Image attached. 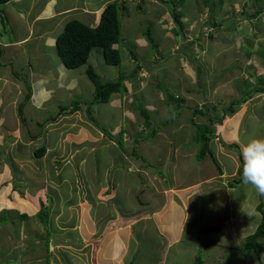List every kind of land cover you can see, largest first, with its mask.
<instances>
[{
  "label": "crops",
  "instance_id": "crops-1",
  "mask_svg": "<svg viewBox=\"0 0 264 264\" xmlns=\"http://www.w3.org/2000/svg\"><path fill=\"white\" fill-rule=\"evenodd\" d=\"M78 1L80 0H77V3ZM103 1L94 7L90 6L89 0H82L80 4L76 3L68 7H60L58 0H13L0 4V24L3 26V28L0 27V144L5 143L3 141L5 137L7 139L17 138L19 132L25 131L18 139L21 140L24 136L25 144L34 143L26 149L31 156L32 165L29 166L32 172L31 179L41 181L35 178L39 177L38 173L41 172H43V177L40 176V178L50 176L47 174L49 163L46 164V162L51 152H54L53 158H57L55 162H66L60 169L64 177L78 175L80 179L77 198L71 196L62 198L58 187H55L54 191L57 196L49 195L52 193L51 187L57 185V181H51L50 189H48L49 185L42 186L40 182L39 188L29 191L28 184L26 185L27 178H23L22 182V184L25 183L24 187H28L25 197L21 198L17 194L16 197L9 199L7 195L5 208L4 193L0 194V215L8 210L16 213L20 211L19 217L27 216L26 219H21V226L14 225L20 227L21 232L12 233L8 237L11 244L6 248L5 254L6 256L12 254V257L10 256L6 261H0V264L1 262L2 264H133V261H129L135 253V247L132 250L129 242L137 244L139 241L137 237H143L148 232L149 223L153 224L155 234L161 242L160 248L165 250V254L177 247H184L183 252L186 253L189 249H195L196 243L200 242L198 235H205V237L210 235V240L214 235H220L221 232L234 237L235 243L232 241L228 249L235 251L239 244L238 236L242 239L245 237L242 231L238 232L235 217L236 213L242 215L244 210L243 207H238L237 210L231 207V203L235 200L232 198V193L239 185L243 188H250L244 184L241 185V182L233 185L234 181L240 179L241 161L238 150L232 145H237L241 151L249 141L243 139L247 132L246 128L250 127V122L247 124L245 122V117L248 116H244V108L239 109L235 116L226 120L222 126H217V138L210 143V153L206 156L208 160L203 159L201 163L198 159L201 143L196 139L197 134H195V143H189L191 141L189 134L193 126L191 106L183 108L180 115H176V110L174 113L169 107V101L178 96L180 98L186 96L185 93L189 92L188 88L193 80L191 82L187 75L180 78L170 72L169 77L177 78L184 85L173 84L174 87L180 89L178 90L179 95L175 97L171 95L168 100L167 97H163L156 81L144 84L136 81L129 82L126 77L125 100L130 98L126 101V107L128 109V104H134L133 110L129 106L130 111H128L133 122L143 116L140 107L147 110V116H143V119H149L148 117L153 119L152 121L149 119L138 131L123 132L121 142L124 144L132 141L128 152L133 147L135 138L140 137V132H145L147 135L153 134L152 138L138 144L137 151L147 162L146 166L138 167L136 162L129 157L131 152H127L126 156L121 158L120 149L112 151V148H117V146L123 147L113 138L117 136L116 132L111 134L113 136L107 139L108 142L97 145L108 135L101 131H97V135L89 133L87 126H90V123L87 126L81 125V123H88L82 118L81 108L62 107L58 109L55 105L49 107V102L52 100L69 103L73 97H81L82 95L79 94L81 85H84L89 92L93 89L85 80L78 86V79L76 80L73 76L70 80L65 76L60 81L56 74L62 71V66L65 65L60 59H58L59 63L56 62L53 52H49L50 49L43 46L44 42L56 48V38L70 20H78L95 26L100 20L97 15L102 13L110 3L109 0ZM12 5L14 7H9ZM219 16L217 19H222ZM193 21L194 19L189 20V23H186L187 26H193ZM198 22L197 24L203 25L200 21ZM164 23L170 22L166 20ZM20 28L23 30L20 31ZM216 32L224 36L226 41L233 42V38L236 37L223 30L216 29L214 35ZM191 38L188 36L186 39L192 46L195 44L199 52H204L207 44L204 46L205 49H200V37L195 40ZM216 41L219 40H211L209 46L215 47ZM229 43L231 42L226 45L221 44V48H228ZM142 45L145 46V42H142ZM186 50L189 49L186 48ZM163 51L165 50L153 54L156 58L154 66L160 63L159 55ZM183 52L185 58H188L185 55L186 52ZM226 52H229V48ZM128 55L130 59L139 61L138 54L129 53ZM126 57L122 58L124 75ZM133 65L137 66L138 69L135 71L139 72L142 64L137 62ZM129 76L132 77V75ZM244 78H249L254 85L258 83L255 75L251 78L247 75ZM240 79L238 78L237 82ZM88 80L90 81L89 78ZM168 84L172 83L168 82ZM54 85L62 86V88ZM60 89H67L70 93L62 95L59 93ZM260 95L264 99V94ZM28 96L30 98L22 108L24 117L19 116L21 119L16 122L17 128L14 129L11 126L12 120L16 118L14 112L18 111L19 114L21 105L19 102L23 103ZM113 96H116V99H113L111 104L118 108L123 106V97L118 93ZM139 96L145 100V103L136 106V99ZM183 98L182 102L186 103ZM254 99L255 97L250 98L244 104H249ZM17 104H19L18 109L15 107ZM258 118H260L259 115ZM252 120H255V117H252ZM53 131L56 132V140L51 137ZM32 135L35 140L31 137ZM127 137L130 142H127ZM16 143L17 139H15ZM157 145L161 147L155 148ZM164 145L168 146V152L163 162V158L159 159V156ZM41 146H45L47 152L42 160H38L34 158V155ZM173 150L174 159L168 164L172 185H168L166 178L162 174L157 175L151 172V166L148 165L151 161L158 167L165 166ZM153 157L158 161L151 160ZM229 161H232L231 165ZM54 172L57 174L55 168ZM183 172L188 178L182 175ZM133 175L141 181L138 188L131 189H136L132 196H130L131 190L125 189L128 196L125 199L119 198L118 189L125 187ZM87 186L88 189L85 188ZM208 188L214 192L210 194L211 192L207 191ZM134 193L137 194L134 195ZM203 194L207 196L206 199L201 196ZM239 195L238 199H241L243 203L248 202L249 204V199L254 201L252 206L254 212L257 213L259 209L257 202L260 195L254 189L250 192L246 190ZM56 199L60 201L58 206ZM129 206L133 208V212H128ZM44 207L51 210L46 223H49L50 218L54 219L52 227L43 222V217L40 215ZM11 208L18 211L10 210ZM166 208L169 215L164 218L162 212ZM158 213L159 216L156 217ZM25 228L26 230L22 232ZM30 229L34 231L31 232ZM192 234L198 238V242L197 238L191 241ZM219 245L222 247V242ZM20 248L25 250V253H18L23 259L14 256Z\"/></svg>",
  "mask_w": 264,
  "mask_h": 264
},
{
  "label": "rangeland",
  "instance_id": "rangeland-1",
  "mask_svg": "<svg viewBox=\"0 0 264 264\" xmlns=\"http://www.w3.org/2000/svg\"><path fill=\"white\" fill-rule=\"evenodd\" d=\"M90 6L94 7V5H99L101 2L103 3V0H89ZM110 2H117L121 6V12H120V23H121V56L122 58L126 55L125 60V75L123 73L124 71V65L123 62L119 66H110L106 63L102 51L100 49H95L89 58L88 64L83 66L82 68L78 69H71L69 70L65 66H62V71L57 73L58 79L62 81L65 76L67 79H72V76L77 80L78 79V86L85 80L90 83V86L92 87V91H88L87 88L84 87V85L80 86L79 94L82 95L81 97H73L69 103H63L59 101L52 100L49 102V107L55 105L58 109H61L62 107H74V108H81L82 111V118L87 120V124L81 123L83 126H87L90 123V126H87V129L89 133H92L94 135H97V131H101L103 134H107L105 140H102L99 144H103L108 142L107 140L110 135L114 132L117 134H122L126 131H138L140 128H143L146 122L149 121V119L152 121L153 119L148 117L143 119L137 118L135 120L136 122H133V118H131V115L128 113V111L133 110L132 106L134 104H128V109L126 107V104L130 98H127L125 100L127 85H126V77L128 78L129 82H143L144 84L147 83H154L155 81L159 85V89L162 92V95L164 98L167 97V99H170V96L173 95H179L180 89L177 87H174L173 84L181 85L183 84L182 81H179L177 78L169 77V73L172 72V75L176 74L177 76L184 77L188 76L189 79H191V82L193 80V83H191V86L188 88L189 92L185 93L186 96L185 102H182L183 97H177L174 98L172 101H169V107L173 109L174 113L176 110V115H180L181 110L183 108H190L194 110L200 109L203 107V111H205V105L209 107V110L214 113L215 105L217 107L219 106H228L229 103L232 100H237L241 98H245L248 96H251L254 92L252 89L253 85H249L244 83V81H238L237 79L241 77H246L248 75L247 67L250 60L247 61V54L253 53L252 59L254 65H256V69H251L252 73L255 75V77H264V62L262 61L264 59V14L259 16L257 19H252V21L247 20L244 18V16H241V13L243 10H247L252 12L255 9V4L253 5L254 1L247 0L244 1L247 2V7L243 9L244 3L242 0H225L224 4L222 5V11L220 10V6L217 3V1L213 2L212 6H216V17L217 15H220L219 17L223 18L225 21H228L229 19H232L234 22H229V28H233L230 30V35L236 36L233 38L232 41H226L224 36H222L220 33L217 32L214 35V40L216 41L217 45L215 47L209 46V42L211 41L210 38V32L212 31L211 28H208V26H205L206 21L208 24L210 23L209 19L211 18V12L210 8L207 5H204L203 0H169L173 1L174 5L176 6V13L181 12V21L185 25V29L181 31L180 26H176L173 22V13L171 11L170 4L167 3V0H109ZM212 1V0H211ZM82 0H58V5L60 7H68L77 4H80ZM242 2V3H241ZM262 3H264V0H262ZM118 4V5H119ZM14 7V5L9 6ZM234 7V8H233ZM125 9V10H124ZM127 11V12H126ZM234 11V13L232 12ZM236 15V16H235ZM65 16V15H64ZM101 13L97 15L98 18H100ZM194 19L192 22L193 26H187L186 23H189L188 21ZM167 21H171L170 23H164ZM188 20V21H187ZM71 21V20H70ZM69 21V22H70ZM200 21L201 24H197ZM68 22V23H69ZM162 24L160 25V23ZM237 24L238 29L234 28L233 25ZM1 25V24H0ZM243 25V26H242ZM3 28V26H0ZM10 28V27H9ZM23 30V29H22ZM20 28V31H22ZM163 30V31H162ZM174 30L182 32L179 36H175ZM63 31V29H62ZM61 31V32H62ZM261 32V36L254 37V32ZM249 32V33H248ZM200 33V36H199ZM210 33V34H209ZM239 35V36H238ZM150 36V37H149ZM188 36H191L192 40L199 39L201 42V45L204 47L206 44L207 48L204 52H199L196 49V45L193 46L190 44V42L186 39ZM238 37V38H237ZM248 39L246 40L245 38ZM202 38H204V42H202ZM248 41V42H247ZM142 42H145V46L142 45ZM228 42H231L228 44L229 52L227 53L226 49L221 48V44L226 45ZM188 44H190L188 46ZM43 46L46 49H50L49 52H53L54 58L57 63H59L58 59L59 55L57 52V49L50 45V43L44 42ZM188 48L189 50H186ZM56 49V51H55ZM196 49V50H195ZM163 51V53H160L159 58L161 59L160 63L157 66H154L156 63V58H154V53H157L159 51ZM186 52L185 55L188 56V58H185L184 52ZM198 52V53H197ZM258 52H261L262 58L258 57ZM129 53L132 54H138L139 61L130 59ZM193 59V61H192ZM128 62V64H126ZM140 62L142 64V67L139 69V72H136L137 66L133 65L134 63ZM130 63V64H129ZM92 66V69L95 71L96 74H98L99 81L102 83H109V82H119V95L123 97V106L118 108L116 105H112L111 102H113V99H116V96H112L109 100V103H103L99 102L97 103V93H96V86H94L87 78V70L89 66ZM156 68H154V67ZM91 68V67H90ZM182 68V73H181ZM181 73V74H180ZM116 74V75H115ZM180 74V75H179ZM129 75H132L130 77ZM115 76V77H114ZM119 80V81H118ZM258 81V79H256ZM168 82H171L172 84H168ZM264 83V82H263ZM258 84V83H257ZM152 85V84H151ZM184 85V84H183ZM57 86V85H54ZM58 88H62V86H57ZM254 87V86H253ZM30 91V90H29ZM86 91L88 93H86ZM134 92V91H133ZM59 93L62 95H67L70 92L67 89H60ZM78 93V92H76ZM176 93V94H175ZM137 96V95H136ZM261 96V95H260ZM259 95L255 96V99L252 100L249 104L246 103L244 106H241L240 109H243L244 116L246 120V124L250 122V127L246 128L245 134H244V140H251V139H264V99L261 98ZM136 99V106H139L140 104L144 105L145 100L139 96ZM183 98V99H184ZM258 98H261L260 100ZM188 99V101H187ZM190 101V102H189ZM78 103V105H77ZM206 103V104H204ZM19 104H21L19 102ZM17 104L15 107L18 109ZM141 105V106H142ZM130 106V109H129ZM158 106V105H157ZM182 107V108H181ZM180 108V110H179ZM142 107H140V110ZM84 111V112H83ZM179 111V112H178ZM142 112V111H140ZM209 112V111H208ZM16 118H14L11 122L12 128H17V121H19L21 118L18 114V111H15ZM12 113V114H14ZM241 113V112H240ZM86 115V116H85ZM173 115V114H172ZM258 115L260 118H258ZM147 116V115H146ZM235 116V114H234ZM232 116H228L224 122L228 119H230ZM209 117V114H207V117L204 116H198L196 118V122L198 124L204 125L207 122V119ZM250 117V119H249ZM252 117H255V120H252ZM235 120V119H234ZM233 120V121H234ZM96 127H94L93 125ZM217 126V125H216ZM215 126V127H216ZM201 128V126H199ZM192 129V130H191ZM190 132V139L189 143H195V134H197L196 125H193ZM59 131V130H57ZM141 131V130H140ZM25 131H23L24 133ZM150 132V131H149ZM19 132L17 134V138H4V142H10L12 143L11 146L7 147L6 149V155L10 157L14 163H16L15 169H13V173L11 169L6 168L7 159L5 156H3L0 160V163L5 165V167L0 170V194L3 192L4 197V206L6 208L7 205V195L8 198L11 199L13 196L16 197L17 194H19L22 197H25V192L28 190L26 188L29 187V190H34L37 188V183L34 181V178L32 180H28L30 178V174L32 172H29L30 170L27 169L32 163L30 162L31 156L28 150H26L28 147H25V142H23L24 136L22 139H18L21 134ZM140 136H149L145 132H140ZM52 139H57L56 132L51 133ZM56 138V139H55ZM119 138V136H117ZM15 139H17V143L15 144ZM127 142H130L128 140V137L126 138ZM119 144H121L123 147L117 146V148H112V151L115 152V149H120V157L124 158L126 156V153L128 152V147L131 146L130 143H122L123 139L120 140L116 139ZM215 140V139H214ZM136 141H133V146L135 145ZM189 143L187 145H189ZM236 143V142H235ZM5 144V143H4ZM33 145V144H32ZM215 145V144H214ZM2 147V144H0V148ZM161 146H155V148H159ZM173 148V147H170ZM124 149V151H123ZM132 149V148H131ZM131 149L129 152H131ZM163 151L161 152L159 159L164 160L166 159V153L168 152V146L164 145L162 147ZM215 151V148H213ZM19 150L25 153L19 152ZM128 152V153H129ZM122 153V154H121ZM54 152H51L49 154V159L47 160L46 164H52L57 160L56 157L53 158ZM130 154V153H129ZM174 150L170 152L168 161L165 166L158 167L153 162L149 161L148 166L151 168V172L156 173L157 175L162 174L164 178H166V181L168 182V185H172V181L170 180L169 175V169L168 164L171 160L174 159ZM110 157V155H109ZM63 158V157H62ZM61 158V159H62ZM236 158V157H235ZM37 159V157H35ZM47 159V157H46ZM58 159V160H61ZM201 163H203V159H200ZM205 160H208L207 157L204 158ZM151 160L158 161L156 158H151ZM237 160V159H236ZM230 165L232 164V161H229ZM59 162L55 163L57 174L53 170L49 171V177H35L36 179H41V182L45 184L47 182L49 184L48 189H50L51 181H57V185H54L51 187V192L49 195H56L54 191L56 190L55 187L60 188L62 198L64 196H71L74 198H77V191L80 189V185H78L80 179L77 175L76 177H64V174H61V167L62 164H58ZM23 166H22V165ZM196 164V163H195ZM21 165V166H20ZM43 165V164H40ZM106 166V165H105ZM25 169L27 172L24 174L22 170ZM38 169H40L38 167ZM37 169V170H38ZM16 171V172H15ZM158 172V173H157ZM29 173V174H28ZM115 173V171H114ZM28 175V176H26ZM185 178H188L186 174L183 172ZM14 178V185L11 182V180ZM26 185L28 184V187H24L23 178H26ZM121 178V176L119 177ZM69 180V181H68ZM9 183V184H8ZM141 183V181H138L137 176L133 175L131 179L128 180L127 184L123 188H119V198L125 199L127 195V190H131L132 188H138V185ZM136 184V186H135ZM243 184L242 182L240 183ZM13 185V186H12ZM12 186V190H11ZM92 186V185H91ZM93 187V186H92ZM216 187V186H215ZM236 187V186H235ZM250 188H243L242 186H237L236 191L232 193V198H235V200L231 203L232 208L235 210L238 209V207L242 208L244 210V213L241 215L236 213V220L235 225L236 228L239 230L238 232L245 234L244 239H242L240 236H238L239 244L237 249L235 251H231L228 249V246L232 245V241L235 243V239L230 234L226 235L225 233L221 232L219 235H214L210 240V235L208 237H205V235H198V238L200 237V242H198V238L195 235H191V241H195L197 238V242L195 249H189L186 253H184V247H177L174 249L169 250L165 254V250L163 248H160L161 242L157 238L155 234V230L152 223H149L148 232L143 237H137L139 241H137V244L134 242H129V245L135 247V253L131 256L129 262L133 261V264H264V238H259L258 240H255V243L258 247V251L256 252L253 248L254 240L252 238H249L250 236H253L260 228L261 224L264 222V196H260L259 201L257 202V207L259 208L257 213L254 212V208L252 204H254V201H251L249 199L248 202L243 203L241 199H238L240 197L239 194L242 192H245L248 190L249 192L251 189H253L251 186ZM88 189L89 187H85ZM135 189V190H136ZM130 191V196L133 195V191ZM207 191L212 194L214 190L211 188H208ZM73 193V195H71ZM137 193H134V195ZM214 195V194H213ZM57 196V195H56ZM138 196V195H137ZM206 199L207 196L205 194L201 195ZM216 197V196H213ZM217 198V197H216ZM210 199V198H209ZM218 200V199H217ZM2 201V200H1ZM2 201V202H3ZM56 205L59 204V199H56ZM197 203V202H196ZM3 206V207H4ZM11 207V205H10ZM261 207L263 208L261 210ZM16 208V207H15ZM249 208V209H248ZM19 209V208H16ZM16 209H10L15 210ZM49 211L50 208H48ZM129 210L128 212H133V208L129 206L127 208ZM250 210V213H249ZM20 211L13 212L6 210L2 216L7 221L5 223H8L6 225L0 224V261H6L9 260L8 258L12 254L6 256V248L11 244L9 240V235L16 232H21V228L18 226H21V219L17 216L19 215ZM167 208L162 212V216L164 218L168 217ZM159 216V213L156 215V217ZM10 217H13L14 222H11ZM38 221V220H37ZM54 219L50 218L49 223L47 225L49 227H52ZM13 224V225H12ZM207 224V223H206ZM18 225V226H14ZM204 225V224H203ZM7 227V231H5ZM25 227V226H24ZM26 230L23 229L22 232ZM5 231V232H4ZM33 232L34 230H31ZM41 231V230H40ZM44 232V231H43ZM42 232V233H43ZM39 234V233H38ZM43 236L45 237V234L43 233ZM189 236V235H188ZM218 242V244H214ZM222 242V247L219 245ZM77 244V242H76ZM250 247V249H249ZM256 247V248H257ZM237 250V251H236ZM25 253V250L23 248H20L19 251L16 252L14 255L15 257L19 256L18 253ZM20 257V256H19ZM23 259V257H20ZM24 258L25 255H24ZM162 263H159L161 262ZM2 264V262H1Z\"/></svg>",
  "mask_w": 264,
  "mask_h": 264
},
{
  "label": "trees",
  "instance_id": "trees-1",
  "mask_svg": "<svg viewBox=\"0 0 264 264\" xmlns=\"http://www.w3.org/2000/svg\"><path fill=\"white\" fill-rule=\"evenodd\" d=\"M13 0H0V4H6L9 3ZM164 2V0H162ZM217 1V3L220 6V10L222 11L223 4L225 0H203L204 5L209 6L211 14V18L209 19L210 23H206L208 28H211L212 31L209 33L211 40H214V35L213 31L216 29H219L220 31H224L225 33H230V30L233 28H229V22H233L232 19H229L228 21H225L223 18L218 20L217 17L215 16L216 13V6L213 5V2ZM244 5L243 9L246 8L247 2L245 3L244 1L247 0H242ZM254 1L253 5L255 6V9L250 12L247 11L246 9L243 10L241 13V16H244L247 20H252V19H257L259 16L264 14V3H262V0H252ZM167 3L170 4L171 11L173 13L174 18L172 19L174 24L176 26H180L181 31H183L185 28L184 23L181 21V12L176 13V6L174 5L173 1L167 0ZM242 3V2H241ZM119 3L116 1L113 3L108 4L100 17V20L95 26H92L91 24H86L84 22L78 21V20H71L69 23L66 24L64 30L57 36L56 38V49L59 55L60 60L63 62V64L68 68V69H78L81 68L85 65L88 64L89 58L91 57L93 51L95 49H100L102 51L103 57L106 61V63L110 66H119L122 63V56H121V23H120V12L121 6ZM234 8V7H233ZM125 10V9H124ZM127 12V11H126ZM234 13V11H232ZM218 16V15H217ZM236 16V15H235ZM171 22V21H168ZM234 24V22H233ZM234 28H237V24L233 25ZM243 26V25H242ZM238 29H236L237 31ZM176 33V36H179L182 32L174 30ZM261 32H254L253 36H261ZM247 40V39H246ZM248 42V41H247ZM211 43V42H209ZM115 45H119L118 48H115ZM212 46V45H211ZM200 49H204L201 45H199ZM253 53H248L247 54V61L250 60L251 62L249 63L247 67L248 71V77H254V74L252 73L251 69L255 70L256 65L253 63V59L251 58ZM258 57L262 58L261 52H258ZM264 57V56H263ZM263 59V58H262ZM264 62V59L262 60ZM255 68V69H254ZM257 70V69H256ZM87 76L90 79L91 83L96 86V97H97V103L103 102V103H108L110 98L119 93V82H109V83H102L99 81L98 74L95 73V71L92 69V67L88 68L87 70ZM241 78V77H239ZM258 79V84L254 85L249 78H242L240 81H244V83L249 84L252 86V89L254 90L253 94L251 96H248L246 98H241L237 100H232L228 106H219L215 105L214 108V113L209 110V107L205 105V111H203V107L200 109H195L193 113V125H196L197 129V136L196 139L199 140L200 147H199V158L204 159L210 153V143L214 139L217 138V126H222L224 124V120L228 116H232L238 112V110L241 108V106L244 105V103L250 99L255 97L256 95L264 94V77H257ZM119 81V80H118ZM30 93V92H29ZM30 98L28 96L23 103L21 102V105L19 107V115L21 118H23V105L24 103ZM182 108V107H181ZM180 110V108H179ZM141 113L143 116L146 115L147 110L141 109ZM209 111V112H208ZM207 114H209V117L207 119V122L204 125L198 124L196 122V117L198 116H204L207 117ZM217 125V126H216ZM201 126V128L199 127ZM216 126V127H215ZM113 136V135H110ZM119 136V138H117ZM117 136H113V138L120 140L123 139V133L118 134ZM153 134H149V136H143V137H137L135 138V145L132 147L133 149L131 150V153L129 154V157H131L137 164L138 167L141 166H146L147 162L146 160L138 153L137 148L139 142L150 139L152 138ZM34 139V135L31 136ZM35 140V139H34ZM11 144L10 142H5V144H2V147L0 148V160L3 156L6 157L7 159V164L6 168L15 169L14 167L16 166V163L13 162V160L6 155V149L9 147ZM232 147H235L238 150L239 153V158L241 161V167L239 170V176L240 179L237 181H234L233 185L238 184L242 182L241 180V174H242V155L239 147L237 145H232ZM47 152V149L45 146L39 147L35 151V156L40 160L45 156ZM61 164V163H58ZM5 167V165L0 163V170ZM29 172H31V169L28 167ZM1 172V171H0ZM16 172V171H15ZM22 172L25 174L27 170L23 169ZM13 173V171H12ZM29 174V173H28ZM32 174V173H31ZM43 172L38 173V175L42 176ZM27 176V175H26ZM39 176V177H40ZM38 177V176H37ZM13 178V177H12ZM27 178V177H26ZM28 180H32L31 178H28ZM27 180V181H28ZM12 182L14 181V178L11 180ZM35 181V180H34ZM38 182L37 188L40 187V182L41 181H35ZM14 184V183H13ZM42 186L44 184L41 182ZM14 187H17L14 185ZM36 188V189H37ZM35 190V189H34ZM32 190V191H34ZM31 191V190H29ZM263 208L261 207V210ZM5 212V211H4ZM3 212V213H4ZM2 213V214H3ZM2 214L0 215V224H4L7 220L3 218ZM43 217V222H47V216L49 217V209L47 207H44L42 209V212L40 214ZM46 217V218H45ZM20 219H26L27 216H18ZM11 222H14L15 219L13 217H10ZM8 223H5L4 225H7ZM47 224V223H46ZM249 238H252L254 240L253 243V248L257 252L258 247L255 243V240H258L259 238H264V222L261 224L259 230L253 235L250 236ZM257 247V248H256ZM250 249V247H249Z\"/></svg>",
  "mask_w": 264,
  "mask_h": 264
},
{
  "label": "clouds",
  "instance_id": "clouds-1",
  "mask_svg": "<svg viewBox=\"0 0 264 264\" xmlns=\"http://www.w3.org/2000/svg\"><path fill=\"white\" fill-rule=\"evenodd\" d=\"M115 46L119 47V45H115ZM24 146L29 148L30 146L33 145L25 144ZM241 155H242V174H241L242 183L245 186H251L258 195L264 196V139L249 140L248 143H246L242 147ZM35 157L36 156L34 155V158ZM43 158H41L40 160H42ZM57 162H53L52 164L48 165L47 174H49V171L53 170V168L55 169L57 168L55 165V163ZM64 163L66 162H63L61 164L63 165ZM45 184L49 185L47 182H45Z\"/></svg>",
  "mask_w": 264,
  "mask_h": 264
}]
</instances>
